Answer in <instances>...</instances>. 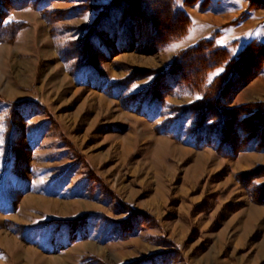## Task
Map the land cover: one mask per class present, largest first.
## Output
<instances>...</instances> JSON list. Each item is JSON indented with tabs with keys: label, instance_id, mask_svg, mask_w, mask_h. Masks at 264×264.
<instances>
[{
	"label": "rangeland",
	"instance_id": "1",
	"mask_svg": "<svg viewBox=\"0 0 264 264\" xmlns=\"http://www.w3.org/2000/svg\"><path fill=\"white\" fill-rule=\"evenodd\" d=\"M220 1L0 0V264H264V0Z\"/></svg>",
	"mask_w": 264,
	"mask_h": 264
},
{
	"label": "snow or ice",
	"instance_id": "2",
	"mask_svg": "<svg viewBox=\"0 0 264 264\" xmlns=\"http://www.w3.org/2000/svg\"><path fill=\"white\" fill-rule=\"evenodd\" d=\"M182 43V42H181ZM181 46V44H174L173 46H172V48L173 49H175V48H178V47H180ZM223 71V68H220V69H218L215 73H212V74H210L209 75V82H211V78H212V76H215V75H218L220 72H222ZM133 87H136V85H133ZM199 98V97H198ZM2 125H0V131H2ZM0 143H2V140H0Z\"/></svg>",
	"mask_w": 264,
	"mask_h": 264
},
{
	"label": "crops",
	"instance_id": "3",
	"mask_svg": "<svg viewBox=\"0 0 264 264\" xmlns=\"http://www.w3.org/2000/svg\"><path fill=\"white\" fill-rule=\"evenodd\" d=\"M223 1H225V0H221L219 3H223ZM231 12V11H230ZM245 26H246V24L245 23H243L242 25H238V28H240L241 27V29H245ZM242 39H244L243 41H246V37L244 36Z\"/></svg>",
	"mask_w": 264,
	"mask_h": 264
}]
</instances>
